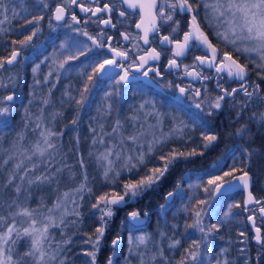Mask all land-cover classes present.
<instances>
[{
  "label": "snow or ice",
  "instance_id": "6c2138e0",
  "mask_svg": "<svg viewBox=\"0 0 264 264\" xmlns=\"http://www.w3.org/2000/svg\"><path fill=\"white\" fill-rule=\"evenodd\" d=\"M11 0H0V25L10 20L8 15L12 13L11 19L20 15L15 7H9ZM119 4L126 5L128 9L138 10L139 22L135 27L140 29L142 35L131 36L127 33H120L124 40L134 39L142 40L144 45H151L158 41L157 47H149L147 50L140 48L139 44H134L135 52L130 56V50L113 47L103 39V33L93 37L86 30H81L79 25L81 19L76 12L70 11L75 5L79 11L90 14L92 17L101 13H108L107 19L100 20L104 25H110L115 28L111 14L117 10L116 4L104 3L100 6L98 0H89L86 4L84 0H37L33 7L39 8L41 14L31 15V18H24L22 28H28L29 32L23 35L22 39L11 40V51L7 56H0V89L8 87L4 82L2 73L9 70L8 66L20 63L18 58L22 52L32 45L33 38L40 32V22L45 20L43 14L45 10L50 11L48 16V26L55 31L56 27L69 28L73 32L86 36L91 41L92 46L98 49L107 47L112 54L111 58H104L101 62L91 61L87 66L92 67V73L87 75V82L82 90H78L79 98L72 96L70 92H65L69 100L76 105V116L71 120V125L76 126L80 121V111L85 108L89 101V95L92 88L96 86V79L104 74L107 67H120L123 69V75H120L117 84L127 83L129 80V68H135L137 71L144 69L149 61H159L162 53L171 52L167 59L169 69H178L183 67L184 75L192 77L194 80L201 81L218 80L216 87L219 93L212 96L206 95L195 103V107L204 112L206 117L211 118L214 112L222 109L225 103L231 100L232 107L239 105L237 117L243 112L256 105L264 108V90L260 84L254 86L248 84L249 75L255 72L262 81H264V0H118ZM95 3L96 6H91ZM53 4L55 5L53 7ZM24 11H27L25 8ZM128 12L120 10V17H127ZM185 15L188 20L185 29H181V21L176 17ZM53 21L56 25H53ZM62 22V23H61ZM87 23V21H85ZM0 31H7L0 28ZM167 31L168 34H163ZM183 31L180 38L177 34ZM215 39L216 43L213 42ZM150 34L152 39H150ZM72 41V47L76 49L78 55L69 56L67 59L60 61L58 70L64 69L68 60L79 59V56H87L93 51L92 46L84 43L75 37H67ZM108 41L112 37L107 38ZM172 47L169 49L168 46ZM67 42L61 43L60 48L66 49ZM231 48V51L227 50ZM196 51L202 54L194 55ZM143 52V54H138ZM245 57L242 63L240 55ZM194 55L191 64H183V59ZM119 58V60L117 59ZM177 58H183L178 63ZM26 59V57H24ZM47 56L44 61L48 60ZM131 60L127 68L122 61ZM41 61V63H44ZM55 63V61H54ZM251 65V67H250ZM40 64L35 65L32 71L37 73ZM204 69H214L215 77L204 74ZM149 72H154L156 76H161L159 68H148L143 71V75L148 77ZM52 76L50 70L43 78L44 83L49 82ZM232 79L239 82V87L225 88L220 80L224 78ZM11 77L8 80L11 81ZM59 80V76L56 77ZM36 84L41 81L37 79ZM171 82L169 87H171ZM55 87V84L52 85ZM181 96L191 94L194 97H201L202 93L199 88L175 86ZM251 87V90L249 88ZM52 88L48 89V95H51ZM205 93H208L205 87ZM242 93L244 99L237 101L236 97ZM119 93L117 92V95ZM113 95L112 92L105 93V99ZM16 99L15 93L0 95V131L9 127L10 118L15 111L13 101ZM32 101H29L31 104ZM51 101L44 98L41 101V107L38 114L32 113L25 108V114L22 118L23 128L15 131V135L8 142V147H4L6 137L0 136V264H66L68 257L65 255V245L70 244L71 237H65V229L69 224L80 223V207L76 200L85 190L89 195H95L91 187H88L87 174L84 173V180L75 189L60 192L59 185L62 174L68 169L69 179L75 178V173L71 171L68 165L53 167L52 162L56 156L64 155L61 152V145L58 144V138L63 136V132L54 131L49 125L54 124L58 116L63 113L59 111L50 112L45 115L46 108ZM63 103V101H61ZM207 104L205 108L204 105ZM149 101L139 105L134 114L125 117L123 120L117 118L110 126L111 130H106L105 118L111 116V103L101 110L97 108L98 119L93 118L89 124V131L92 134V145L103 146V150H97L95 153L90 152L89 156L95 155L97 166L102 169V175L106 182L112 184L119 183L121 191H106L95 195V202L91 205L92 209L100 213L99 226L95 231L88 235L84 242L91 245L90 250H85L84 255L89 258L88 264H97V255L100 251L101 244L105 237L111 218L114 216V206L127 205L131 200L138 199L146 191L152 189L158 184L169 170L181 159L203 155V151H197L193 148L191 151L178 150L172 148L165 151L169 142L176 139H191L188 132L191 131L189 126L183 120L173 117L174 126L167 134L160 131L159 126L162 124L164 114L156 111L154 102L151 103L152 111L144 113V120H141V113ZM153 116L155 124L146 123V118ZM251 120L261 130H264V110L252 112ZM47 121V123H46ZM33 133L38 131L37 138L33 141L27 136V130ZM200 127L209 128V120L202 118ZM159 132V134H158ZM201 143L203 149H208L215 145L218 140L216 134L201 132ZM235 135L242 140L254 142L252 128L248 125H241L236 129ZM79 142V136L76 137ZM145 145L147 147L145 148ZM240 152V156L236 152ZM257 153L249 148H237L230 157L233 165L222 175H214L207 181V186L203 191L208 194L206 199L189 197V203L184 205L183 210L188 213L191 222L185 220L183 225L184 232L181 238H175V231L172 236L166 232L159 231V240H155L151 234H142L133 236V232L139 231L143 224V218L140 211H131L127 215L132 223L128 224L129 229V249L130 255L138 257V264H205V259L210 258L214 264H230L225 255L228 251L221 248L216 255L212 254L211 239L219 233L221 227L229 218L233 217V208L240 209L243 207L245 212L250 214L247 220L251 222L254 229L252 240L259 246L253 264H264V233L262 228L257 226V214L264 221V199H257L252 192L253 178L250 174L251 159ZM162 162V163H159ZM238 162V163H237ZM80 166H85L83 157L79 160ZM149 165H152L151 167ZM43 169V170H41ZM264 170V169H261ZM128 172L132 178L120 180L123 172ZM138 177V178H137ZM235 182V183H234ZM55 184L54 191L58 192L55 201L51 206L48 205L45 197L38 193L43 190L44 186ZM192 187V185H190ZM199 188V185H195ZM176 192H168V198L183 199V194L179 191V183L176 185ZM36 189V192L33 191ZM242 191L246 193V198L241 202L237 201L228 205V210L224 216L219 218L217 223L205 224V218L211 217L212 212L209 209L214 208L212 201L216 199L217 194ZM195 199V204L191 201ZM74 205L69 209L68 204ZM34 205V206H33ZM255 205L257 207H249ZM160 208L165 209V205ZM73 216L77 219L69 221L67 217ZM147 216V213H144ZM122 225L124 222H121ZM179 224H173V230L178 229ZM59 230L62 239L56 240L53 230ZM191 230V231H189ZM194 233H199L196 237ZM239 236L244 237L241 243H247V234L240 231ZM167 239V248L170 252L180 251L179 258L174 262L170 261L165 254L163 241ZM121 238L117 235L112 241V251L107 257L106 264H115L114 257L118 254V245ZM185 242L186 245H185ZM152 243V249L148 248ZM143 246L144 251H141ZM135 249V251H134ZM241 253L245 249H240ZM124 259L131 264L128 257ZM252 258H246L245 264H249Z\"/></svg>",
  "mask_w": 264,
  "mask_h": 264
},
{
  "label": "trees",
  "instance_id": "16d2710c",
  "mask_svg": "<svg viewBox=\"0 0 264 264\" xmlns=\"http://www.w3.org/2000/svg\"><path fill=\"white\" fill-rule=\"evenodd\" d=\"M6 2H8L6 0ZM9 7H15L16 11L20 13L15 19H11L12 13L8 15L10 20L5 28L7 31H1L0 33V56H7L12 48L11 40L22 39L23 35L28 34V28H22L21 25L24 22V18H31V15L27 14L24 16V1L11 0ZM2 19V17H1ZM51 31L49 26L40 27V32L33 38L32 45L34 47L26 48L22 53L20 63L13 69H10L2 73L4 82L8 84L7 88L0 89V95H6L14 92L16 100L13 103L15 111L10 118V124L8 128L0 131V136L6 137L4 147H8V142L12 140L16 130L23 128L22 118L25 114V108L29 109L32 113L38 114L39 108L42 106L41 101L44 98H48L51 103L45 110V115L48 113L59 111L62 112V116H58L54 124L49 125L54 128V131L63 132L64 135L58 138V144L61 145V152L64 155H58L55 161L52 162L53 167L68 165L73 173H75L74 179H69L68 169L66 168L62 174L61 182L59 185V191H69L75 189L84 180V173L87 174V185L91 187L95 195H99L106 191H121V185L119 183L112 184L106 182L103 175L102 169L97 166L95 155L89 156V142H88V129L89 124L94 123L93 118L98 105L103 103L105 100L110 101L113 104L115 110L122 112L131 102L127 98L128 95L121 94L120 85L115 80H109L107 87L97 88L92 90L89 95V101L85 108L80 111V121L78 125L72 126L71 120L76 116V105L74 102L69 100L67 95H63L61 91L62 76L66 79H75V85L69 91L72 96L79 98L78 90H82L84 84L87 82L88 69L86 67L85 58L68 60L65 64V68L58 70V64L60 61L67 59L69 56H73V52L67 47L61 49L60 44L63 41ZM68 46L71 43H67ZM47 56L49 59L44 61V57ZM26 57V59H24ZM44 61V63H41ZM55 61V63H54ZM40 64V68L37 73H33L32 69L35 65ZM52 71V76L49 77V82L44 83L43 78ZM59 76V80L56 77ZM11 77V81L8 80ZM39 79L40 84H36L35 81ZM55 84L53 88L52 85ZM52 88L51 95H48V89ZM126 92L128 90H125ZM112 92L113 95L108 99H105V93ZM117 92L119 93L117 95ZM32 101L29 104V101ZM63 101V103H61ZM47 123V121H46ZM31 126L27 130V136L30 140H35L38 136V131L33 133L30 130ZM79 136V142L76 141V137ZM172 148L182 150L181 146H170L165 149L168 151ZM83 157L85 166L82 168L79 164L80 158ZM162 163V162H159ZM198 162L194 159L185 160L181 159L169 170L165 177L156 184L152 189L146 191L141 197L128 202V205L124 208L114 207V216L111 218L108 225L105 237L100 247V251L97 255V264H106L107 257L111 254L112 244L111 241L119 235L121 242L118 246L117 257H114L115 264H128L124 257H128L131 264H138V257L136 255H130L129 249V229L128 224L132 223L128 217V213L131 211H140L143 224L139 231L133 232V236H139L142 234H151L155 240H159L158 232L164 231L168 236L173 235L175 231V238H181V234L184 232L185 220L190 223L188 213L183 208L185 204L189 203V197H196L199 199H206V194L203 189L205 187V181L200 178L196 172L198 171ZM150 167L152 165H149ZM43 170V169H41ZM132 178L130 173H124L121 175L120 180H126ZM138 178V177H137ZM179 183V191L183 194V199L173 198L171 202L166 201L168 192H176V185ZM192 185V187H190ZM195 185H199L196 188ZM56 185L53 184L51 188L44 186L43 190L38 194L43 195L49 206L53 204L57 191L53 189ZM36 192V189H33ZM80 195H83L84 199L80 200L79 196H76V200L80 207L78 211L81 213L80 223L69 224V227L65 229V237H71V243L65 245V255L68 260L66 264H88L89 258L83 253L85 250H90L91 245L84 241L88 239V235H91L95 228L99 226L100 213L92 209L91 205L95 202V195H89L85 190ZM191 204H195V199L191 201ZM212 204L214 208L209 209L212 212L211 217L205 218V224L217 223L219 218L224 216V213L228 210L227 202H219L213 200ZM165 205V209H161L160 206ZM34 206V205H33ZM69 209H72L74 205L68 204ZM147 213V216H144ZM233 217L229 218L228 221H234L237 215L241 219L240 213L233 210ZM69 221L77 219L76 217H67ZM121 222H124L123 225ZM226 223V222H225ZM221 227L217 238L211 239L212 254L216 255L219 253L221 248L228 249L225 254L230 261V264H245V259L241 256L239 251V240L233 232H229L226 228V224ZM179 224L178 229L173 230L172 225ZM191 231V230H189ZM56 240L62 239L60 231L54 229ZM196 237H199V233H194ZM168 240L163 241L165 248V254L168 256L170 261H175L179 258L180 251L175 250L170 252L167 248ZM187 242H185L186 245ZM149 249H152V243L148 245ZM141 251H144L141 246ZM135 251V249H134ZM256 253L250 255L249 264H253ZM158 264H163L162 261ZM205 264H214L210 258L205 259Z\"/></svg>",
  "mask_w": 264,
  "mask_h": 264
},
{
  "label": "flooded vegetation",
  "instance_id": "af4514ba",
  "mask_svg": "<svg viewBox=\"0 0 264 264\" xmlns=\"http://www.w3.org/2000/svg\"><path fill=\"white\" fill-rule=\"evenodd\" d=\"M8 1V0H7ZM24 1V16L27 14L39 15L41 11L39 8L33 7V5L37 2V0H21ZM86 4L89 3V0H84ZM100 6H103L104 3H115L117 10L111 14L112 22L116 25L115 28L110 25H104L100 22L102 19H107L108 13L98 14L96 17L90 16V14H85L79 11V8L73 5L70 11L76 12L78 18L81 19V23L79 25H74V27H79L81 30H86L93 37L98 36V34L103 33V39L107 43H111L113 47H118L120 49H128L130 50V56L133 55L135 50L133 49L134 44H139L140 48L147 50L149 47H157L159 49L158 41L151 45H144L143 41H137L134 39L124 40L120 33H127L131 36L134 35H142L140 29L135 27L136 23L139 22V12L138 10L128 9L126 5L119 4L118 0H98ZM55 5L53 4V7ZM93 7L96 6L95 3H92ZM123 10L129 13L127 17H120L119 11ZM45 20L40 22V26H48V16L50 15L49 10H45L44 13ZM181 21V29H185L186 21L188 17L185 15H178L176 17ZM87 21V23H85ZM62 23V22H61ZM53 25H56V22L53 21ZM54 35L58 36L63 43L69 42L71 43L68 48L73 52L74 55H78V52L74 47H72V41L67 39V37H75L76 39L87 43L92 46L91 41L88 40L86 36L80 35V33L73 32L69 28L64 27H56L55 31L50 28ZM163 34H168L167 31L163 32ZM180 38L183 36V31H180L177 34ZM210 38L211 33H209ZM112 37L111 41H108L107 38ZM150 39H152V35L150 34ZM213 42L216 43L215 39ZM172 46L169 45L170 49ZM93 51L88 53L87 56H79V58L84 57L86 67L88 69V73H92V67H88L87 65L95 60L97 62H101L104 58H111V53L107 50V47L103 49H98L95 46H92ZM227 50L231 51L229 47ZM138 54H143V52H139ZM202 54L200 51H196L194 55ZM194 55L188 57L187 59L177 58L178 63L181 59H183V64H191L194 59ZM240 55V60L243 63L245 61V57L242 54ZM171 56L170 51H166L162 53L161 59L159 61H149V64L145 66L144 69L137 71L135 68H129L128 71L129 81L127 84L123 85L120 83L121 94L128 95L127 98L132 103L137 100L139 96L143 95L148 101H152L155 104L156 111L161 113H166L168 116L165 117L167 121H170L173 117L183 118L191 129L188 132V135L191 139L185 138L181 139L178 142H171L167 147L170 146H181L182 150L191 151L193 148H196L197 151H203V155H197L193 157H189L186 160L194 159L198 162V171L196 174L205 181V186H207V181L214 175H222L224 171H228L229 167L233 165V160L230 158L232 153L237 148H249L250 150H255L257 153L251 159L250 163V174L253 178V186L252 192L253 195L257 199H264V130H261L253 121L251 120L252 112L262 111L264 108H260L256 105H252L250 108L246 109L240 117H237V111L239 110V105L237 107H232L231 100L224 104L222 109L214 112V116L211 118L206 117L204 112L197 109L195 107V103L208 94L214 96L219 93V89L216 87L218 80L213 78L207 81L194 80L192 77L184 75L183 67L178 69H169L167 67V59ZM119 60V58H117ZM75 60V59H74ZM124 67L127 68L128 64L131 63V60L122 61ZM251 67V65H250ZM116 71L112 74H109L103 78L96 79L97 88L107 87V83L109 80L118 81L120 75H123V69L120 67H114ZM148 68H159L162 75L156 76L154 72H149L148 77L143 75V71ZM204 74L208 76L215 77L214 69H204ZM171 82V87H169V83ZM223 84L225 88H234L239 87V82L234 81L232 79L224 78L219 81ZM248 84L254 86L255 84H260V88L264 90V81L260 79L256 75L255 72H251L248 79ZM179 85L180 87H188L199 88L201 90V97H194L191 94H185L183 96L180 95L178 88L175 86ZM205 87L208 89V93H205ZM125 90H128L127 92ZM251 90V87L249 88ZM92 92V91H91ZM91 95V94H90ZM237 101L243 100V94L240 93L236 97ZM204 107H207L205 103ZM202 118H207L209 120V128L203 129L200 127V120ZM248 124L253 131L254 142L250 140H242L238 136L235 135L236 129L240 128L241 125ZM206 131L210 134H216L219 138L215 142L213 147L208 149H203V145L201 143V132ZM166 147V148H167ZM165 148V149H166ZM240 152H236L237 156H240ZM238 163V162H237ZM246 198V194L242 191L232 192L228 195H220L216 197V200L219 202H227L228 204H233L237 201L243 202ZM173 199V198H172ZM249 207H257L255 205H250ZM234 211L239 212L241 219H239V215L234 219L235 229L234 234L239 240V251L240 249H245L241 256L246 259L249 258L254 252L257 253L259 246L252 240L254 236V229L250 225L247 220V216L250 214L249 212H245L243 207L240 209L233 208ZM257 226L262 228V233H264V221L261 220L259 215L257 214L256 218ZM244 231L247 234V243H241V239L244 237L239 236V232Z\"/></svg>",
  "mask_w": 264,
  "mask_h": 264
},
{
  "label": "rangeland",
  "instance_id": "374dc122",
  "mask_svg": "<svg viewBox=\"0 0 264 264\" xmlns=\"http://www.w3.org/2000/svg\"><path fill=\"white\" fill-rule=\"evenodd\" d=\"M0 19H1V17H0ZM6 27H7V23L6 22L3 25H0V28H3V29H5ZM0 33H1V31H0ZM60 79L63 80L62 81V86H61V91H62L63 95L65 96V92H69L73 88V86L76 84L75 83V79L71 78L70 81H69V79L64 80L65 78L63 76ZM93 88L97 89V86H95ZM93 88H92V90H93ZM144 101H148V100L143 98V95L139 96L137 98V100H135L132 103H130L122 112L115 110L116 108L114 109L113 104L110 101V99H108V101L105 100L103 103L98 105L97 108H100L101 110L105 109L107 104H109V103H111V105H112L111 116L110 117H106L105 121H104L105 124H106V130H108V131L111 130L110 126L117 118H120L121 120H123L125 117H130L131 115H133L135 110L138 109L139 105L144 103ZM149 102H150V104L148 106H146L145 109L143 110V112L141 113V120L145 119L144 118V113L152 111V108H151V102L152 101H149ZM97 108H96V111H95V114H94V118L98 119L99 117H98V113H97ZM162 114H164V116L162 118V124L159 126V129L164 134H167L169 132V130L174 126V120L172 118L170 121H167V119L165 117H167L168 115L166 113H162ZM176 119L183 120L184 123L186 122L183 118H180V117H177ZM146 123L155 124L156 120H155V118L153 116H148L146 118ZM93 126H95V123H93ZM158 134H159V132H158ZM87 136H88V142H89L88 146L91 149V151L89 150V152L95 153V151H97V150H103V146L102 145H99V144H97L95 146L92 145V134L90 133L89 129H88ZM180 140H181L180 138H176V139L170 141L169 143L178 142ZM146 147H147V145H145V148ZM124 173H128V172L125 171L122 174H124ZM225 224H226V228H227V230L229 232H234L235 224H234L233 221H230V220L226 221ZM218 234L219 233H217L213 238H217ZM242 240H244V239H241V241Z\"/></svg>",
  "mask_w": 264,
  "mask_h": 264
},
{
  "label": "water",
  "instance_id": "95a60500",
  "mask_svg": "<svg viewBox=\"0 0 264 264\" xmlns=\"http://www.w3.org/2000/svg\"><path fill=\"white\" fill-rule=\"evenodd\" d=\"M23 54V53H22ZM22 54H21V57L20 58H18L19 60H21V58H22ZM18 65V63L17 64H15V65H13V66H8V68H10V69H13V68H15L16 66ZM116 71V69L114 68V67H107V70H106V72L104 73V74H102L99 78H103V77H105V76H107V75H109V74H112V73H114ZM129 81V80H128ZM128 83V82H127ZM127 83H123L122 82V84L123 85H125V84H127ZM10 94V93H9ZM16 96V95H15ZM16 100V99H15ZM15 100L13 101V103L15 102ZM235 183V182H234ZM232 193V192H231ZM228 194H230V193H225V194H217V196L216 197H219L220 195H228ZM246 194V193H245ZM168 203L169 202H171L172 201V198H168L167 200H166ZM127 205H128V203H127ZM127 205H120V206H114V207H117V208H124V207H126ZM249 223H250V225L252 226V224H251V222L249 221Z\"/></svg>",
  "mask_w": 264,
  "mask_h": 264
},
{
  "label": "bare ground",
  "instance_id": "6f19581e",
  "mask_svg": "<svg viewBox=\"0 0 264 264\" xmlns=\"http://www.w3.org/2000/svg\"><path fill=\"white\" fill-rule=\"evenodd\" d=\"M227 205H229V204H227Z\"/></svg>",
  "mask_w": 264,
  "mask_h": 264
}]
</instances>
